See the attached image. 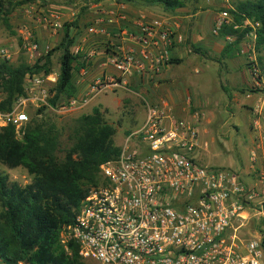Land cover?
<instances>
[{
  "label": "built area",
  "instance_id": "1",
  "mask_svg": "<svg viewBox=\"0 0 264 264\" xmlns=\"http://www.w3.org/2000/svg\"><path fill=\"white\" fill-rule=\"evenodd\" d=\"M45 19L52 32L62 26L55 12ZM229 23L228 12L220 11L214 31ZM137 24L135 32L119 29L131 45L107 56L118 76L95 78L83 98L71 97L62 109L82 108L106 89L125 88L124 76L162 71L180 35L166 18ZM96 28L86 31L93 34ZM24 47L39 50L30 31ZM55 81L28 73L25 94L10 111L0 112V126L12 124L22 136L28 120L23 107L31 102L51 108L47 83ZM143 100L142 124L127 135L116 158L100 165L103 180L81 200L74 221L60 229L61 243L67 248L73 240L79 256L97 264H264L261 239H244L237 233L243 222L235 224L249 210L264 213V94L250 108L252 139L245 172L202 162L200 149L207 143L201 145L193 117L177 116L164 99ZM0 264L27 263L0 256Z\"/></svg>",
  "mask_w": 264,
  "mask_h": 264
},
{
  "label": "trees",
  "instance_id": "2",
  "mask_svg": "<svg viewBox=\"0 0 264 264\" xmlns=\"http://www.w3.org/2000/svg\"><path fill=\"white\" fill-rule=\"evenodd\" d=\"M149 2L170 11L184 5L182 0ZM230 13L237 23L244 19L257 22L256 45L264 47V0L237 1ZM236 32L232 25L219 29L221 35ZM61 40L59 73L56 82L49 86L51 107L75 95L72 77L76 58L69 50L73 42L67 34ZM49 56L38 58L33 65L0 60L1 113L10 111L16 99L25 94L28 73L52 71ZM45 108H38L35 114L46 117ZM115 132L100 107L94 106L89 113L72 120L68 132L70 145L59 158L61 133L54 122L34 118L24 126L20 139L12 124L0 126V162L8 168L22 166L33 176L31 182L20 185L0 173V256L8 262L27 264H86L78 254L76 242L68 240L65 248L59 232L74 221L89 189L102 182L100 165L118 156L120 146L114 143Z\"/></svg>",
  "mask_w": 264,
  "mask_h": 264
},
{
  "label": "rangeland",
  "instance_id": "3",
  "mask_svg": "<svg viewBox=\"0 0 264 264\" xmlns=\"http://www.w3.org/2000/svg\"><path fill=\"white\" fill-rule=\"evenodd\" d=\"M20 1L24 2L19 3ZM30 1L32 4L34 0L0 1V60L7 58L13 64L24 61L29 65H33L38 57L41 58L50 54L51 65L54 59L53 65L58 68L60 54L62 53V48L58 44L63 36L62 32L61 36L59 35V41H48L49 46L44 48V52L35 59L29 56L28 49L23 46L24 36L22 32L29 29V27L24 22L16 24L19 19H15L18 12L25 5H29ZM52 1L54 0L49 2ZM182 1L188 11L187 9H184V11H180L181 9L170 11L166 10L161 4L154 3V5L149 1L146 3L150 9H154L153 15H155V18L167 16L163 12L174 16L185 15L189 12L195 13L196 30L202 32L206 35V39L210 40L209 48L205 52L208 57L202 58L203 61H197L196 63L184 61L180 65L172 67L171 73L175 72V75H177L174 76L173 74L174 77L171 78L172 87L182 85L192 97L189 102V112L197 123L201 145L207 143L206 149L204 147L200 149L201 161L208 165H224L245 172L251 147L250 108L255 104L258 97L264 94V47L257 48L254 22L250 19H244L241 23H237L230 13V8L240 0ZM46 2L39 0L37 8L46 4ZM222 10L228 12L229 25L237 30L234 35H221L219 31H214L217 17ZM146 12L150 14L149 10H146ZM175 32L178 34L177 30ZM217 46H225L234 52L232 61L235 63L234 65L240 64L241 67L245 68V78L235 73L232 76L233 80L230 79L232 85L223 80L219 72L223 70L225 60L223 61L219 53L214 51L218 49ZM2 49L3 52H1ZM171 60L172 57L165 67L170 64ZM183 72L185 73L183 74ZM204 94L209 95V98ZM249 94H252L250 98L247 97ZM228 95L234 96L236 99L231 100ZM51 96L50 94L49 97ZM144 97L146 95L143 94V90L140 91V86L128 83L125 88L108 89L98 94L82 108L65 110L61 107L63 104H67V101H58L56 105L48 110L44 109L45 112H48L46 117L35 114L38 108L45 106H37L28 102L23 107L28 117L23 128L34 118L54 122L61 133L60 150L57 155L62 158L63 149L70 145L68 132L72 120L82 113H89L92 107L99 106L103 111L104 119L116 129L113 137L114 143L122 146L127 135L138 128L144 120ZM160 100L158 98L151 99V101L148 99L151 103H158ZM16 135L17 138H21V134L16 133ZM0 173L6 174L9 181L17 182L20 185L31 182L33 178L24 167L8 168L1 162ZM240 221L243 222V225L238 228L237 233L241 237L244 239L259 237L264 244V213L249 210L247 217L236 221L235 224L240 223ZM86 264L97 263L86 260Z\"/></svg>",
  "mask_w": 264,
  "mask_h": 264
},
{
  "label": "crops",
  "instance_id": "4",
  "mask_svg": "<svg viewBox=\"0 0 264 264\" xmlns=\"http://www.w3.org/2000/svg\"><path fill=\"white\" fill-rule=\"evenodd\" d=\"M38 1L34 0L32 4L30 1L28 3L29 5H25L18 12L15 20H19H17L18 22L16 24L26 23L29 29L23 30V36L25 37L27 31H30L38 42L39 50L35 52L28 50L29 56L34 59L44 52V48L49 46L48 41H59L61 32L63 36L67 34L68 38L72 39L73 43L69 47L70 53L76 58V69L72 77V83L75 87V95L73 97L83 98L88 93L91 82L103 74H114L118 76V72L107 62V56L112 52L118 51L119 47L123 48L131 45L120 34L119 29L126 28L135 32L139 20L155 19V15H153V12H155L154 9H150L146 5L149 0H54L52 2H46V4L37 8ZM184 9H187L185 5L175 9V11H184ZM146 10H149L150 14ZM39 11L42 12L38 13ZM48 12H55L60 16L62 26L55 32H52L47 25L45 17L48 15ZM163 13L167 15L164 18L169 21L171 26L176 28L181 37V42H173L169 49L172 61L160 73L133 74L132 76H124L123 80H126L129 84L132 83L140 86V91L143 90V94L146 95L143 99L147 97V100L149 99L150 101L156 98L164 99L170 103L177 116L192 118L193 115L189 112V102L192 100V97L189 91L182 85L180 87H172L171 78L173 74L174 76L177 75H175V72L172 74L171 70L172 67L180 65L184 61L188 63L203 61L202 58L208 57L205 55V52L209 48L210 40L206 39V35L202 32L196 30L195 13L189 12L188 14L178 16L167 12ZM65 25H67L66 27L68 29L65 28ZM89 26H96L97 32L93 34L88 33L86 30ZM217 48L214 51L219 53L223 61L225 60L224 68L219 72L223 80L232 85V76L235 73L245 78V68L241 67L240 64L234 65L235 63L232 61L234 52L225 46H217ZM53 64L54 59L51 65L52 71L48 74L39 73V75H49L51 78L57 79L60 64L58 68H55ZM55 82H48L47 86L49 87ZM109 89L112 90V88ZM101 93L103 92L98 94ZM251 95L249 94L247 97L250 98ZM205 96L209 98V95ZM228 96L231 100L236 99L234 96ZM249 130L251 131L250 124ZM251 139L252 131L250 143ZM248 163L249 161L247 162L245 171H248Z\"/></svg>",
  "mask_w": 264,
  "mask_h": 264
}]
</instances>
